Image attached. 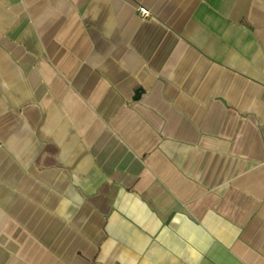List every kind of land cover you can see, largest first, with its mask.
I'll return each instance as SVG.
<instances>
[{"label": "crops", "instance_id": "obj_1", "mask_svg": "<svg viewBox=\"0 0 264 264\" xmlns=\"http://www.w3.org/2000/svg\"><path fill=\"white\" fill-rule=\"evenodd\" d=\"M0 144V264H264V0H0Z\"/></svg>", "mask_w": 264, "mask_h": 264}, {"label": "built area", "instance_id": "obj_2", "mask_svg": "<svg viewBox=\"0 0 264 264\" xmlns=\"http://www.w3.org/2000/svg\"><path fill=\"white\" fill-rule=\"evenodd\" d=\"M138 12H139L141 17H145L148 15V12L146 10H144L143 8H140ZM0 146H1V144H0Z\"/></svg>", "mask_w": 264, "mask_h": 264}]
</instances>
